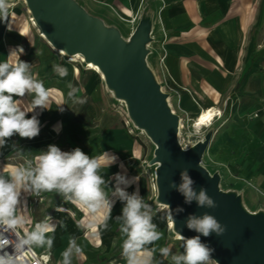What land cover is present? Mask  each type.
I'll use <instances>...</instances> for the list:
<instances>
[{"label":"crops","instance_id":"crops-1","mask_svg":"<svg viewBox=\"0 0 264 264\" xmlns=\"http://www.w3.org/2000/svg\"><path fill=\"white\" fill-rule=\"evenodd\" d=\"M76 1L88 3L98 16L100 8L105 9L112 18L103 19L106 25L128 29V37L140 20L150 23V68L160 84L166 80L170 85L173 113L183 123L207 110L221 114L206 128L213 127L215 135L203 161L226 171L231 179L239 177L251 194L264 198V0ZM9 4L7 19H0V62L9 59L11 50L22 47L20 59L32 65L33 73L49 91L50 102L43 110L27 113L40 121L38 136L29 139L16 134L0 147V171L14 169L52 144L62 151L79 147L90 157L105 152L115 157V162L100 172L113 205L106 229L104 213L91 217L87 209L66 202L57 193H41L42 201L34 205L33 195L21 193L18 208L26 209L32 223L49 216L55 225L48 233L54 237L51 249L33 250L48 254L51 264H58L70 238L75 237L82 254L73 258V264H126L121 258L122 236L116 221L124 204L112 195L117 186L114 174L119 172L129 181L120 186L129 194L138 192L151 205L152 222L163 233L149 246L157 248L155 261L172 264L170 256L163 257L158 249L167 246L172 254L182 253L183 243L175 237L172 241L167 218L150 200L149 184L138 164L142 148L107 112L109 95L101 78L89 68L81 70L64 63L45 39L37 36L23 0H9ZM53 63L67 68V75L61 78L54 73ZM69 83L78 89L75 96L84 103L68 97ZM14 99L26 110L33 96ZM90 220L95 221L91 226Z\"/></svg>","mask_w":264,"mask_h":264},{"label":"clouds","instance_id":"clouds-1","mask_svg":"<svg viewBox=\"0 0 264 264\" xmlns=\"http://www.w3.org/2000/svg\"><path fill=\"white\" fill-rule=\"evenodd\" d=\"M9 7V0H0V19H7ZM23 53L24 49L18 47L11 50L8 60L0 62V147L16 134L29 139L38 136L40 121L36 115L28 117L27 113L36 108L43 110L50 102L49 91L33 73L32 65L20 59ZM52 70L61 78L67 75V68L60 64L53 63ZM67 87L70 99L75 98L78 103L85 102L75 96L78 89L73 84L69 83ZM26 94L32 95L33 99L24 110L21 101L14 97H24ZM54 130L57 129L54 127ZM114 162L115 157L109 156L107 152L90 157L79 147L62 151L52 144L46 151L26 159L14 169L0 171V264H30L25 257L26 252L45 246L51 249L53 245L54 237L48 235L55 229L51 217L32 223L26 209L18 208L22 192L33 196L54 192L66 202L87 209L91 217L104 213L103 227L106 229L108 219L112 218L113 205L105 191L106 181L100 172ZM114 176L117 186L112 195L118 196L124 204L122 214L116 217L122 236L121 258L126 264H158L155 261L157 248L149 246L160 240L163 233L152 222L151 205L138 192L129 194L120 186L129 183L124 175L117 172ZM193 184L187 170H183L181 183L176 185L170 182L169 187L178 191L187 204L195 200L199 207L216 208L217 204L207 195V190L201 188L197 193ZM182 210L176 209L178 212ZM92 223L95 221L90 220L89 226ZM186 226L198 235L179 237L183 241V252L172 254L171 249L165 246L158 249L159 253L165 258L170 256L172 264H219L212 258L214 248L202 242L200 237H209L213 233L221 236L226 226L208 213L202 216L190 215ZM10 246L13 249L11 253L6 250ZM81 254L82 248L77 245L76 238L71 237L58 264H73V258ZM112 264H116V261H112Z\"/></svg>","mask_w":264,"mask_h":264},{"label":"water","instance_id":"water-1","mask_svg":"<svg viewBox=\"0 0 264 264\" xmlns=\"http://www.w3.org/2000/svg\"><path fill=\"white\" fill-rule=\"evenodd\" d=\"M35 24L50 46L66 54L78 53L85 63L95 64L104 76V82L118 99H124L130 118L154 144L153 162L160 166L156 171L158 199L170 209L175 233L186 238L198 235L186 226L190 215L208 213L226 226L223 235L213 233L201 236L204 243L214 248L212 258L219 264H264V215L249 214L234 193L219 190V176L212 177L201 166L209 146L210 137L183 150L178 141L179 118L168 107L164 94L146 66L149 54L151 25L140 20L129 40H121L118 31L105 28L103 23L91 18L72 0H24ZM187 170L193 179V188H201L214 199L216 208L191 204L170 182L181 183V172ZM177 208L183 209L176 211Z\"/></svg>","mask_w":264,"mask_h":264},{"label":"rangeland","instance_id":"rangeland-1","mask_svg":"<svg viewBox=\"0 0 264 264\" xmlns=\"http://www.w3.org/2000/svg\"><path fill=\"white\" fill-rule=\"evenodd\" d=\"M24 1V0H23ZM79 8H81L85 14L91 18H95L100 20L103 25L105 26V28H113L116 29L118 31V34L121 38L122 41L127 42L130 38V36L128 37V29H119L118 27H114V26H108L106 25L105 21L103 20L104 18L107 19H111L108 15V13H106L107 11L103 8H100V15L103 17H100V15H95L94 10L91 9L90 5L87 3H85V1H83V4L85 7H83L82 5H80L78 3V1L76 0H72ZM25 3V1H24ZM26 9L28 11V16H29V21L30 23H32L35 27V31L37 33V36H42V32L39 29V27L35 24L33 17L25 3ZM133 33V32H132ZM131 33V34H132ZM151 39V37H150ZM46 41V40H45ZM151 41L148 43L147 45V49L149 51V54L146 56L145 62H146V66L147 68L151 71L154 79L156 80V82L159 85V81L156 79V75L155 73L152 72L150 66H152V58L150 56V50L148 48V46L151 44ZM49 45V44H48ZM50 46V45H49ZM50 48L52 49V51L64 62V63H70L72 64L74 67L78 68V69H88V67L86 66L87 64L85 62H80L78 59L74 58L73 54H59L57 50H55L52 46H50ZM74 59V60H72ZM90 71H92L93 73H96L98 75V77L100 78V75L93 71L92 69H88ZM102 86L104 87L107 95L108 96V102L106 101L105 105L107 106V112L111 115H114L117 119H118V123L121 125V128L123 129L125 135H128L129 137L131 136V139L136 140L138 142V144L141 146L142 148V154L140 155L139 158V165H141L142 168V173L143 175L146 177V180L148 181L149 184V189H150V200L151 202L155 205V207L157 209H159L161 211V213H163V216L165 217V219L168 217L167 215V210L166 208L163 206L164 204L161 203L158 199V192L154 190V186L156 185V171L158 168L157 163L153 162L154 159V151L155 148L153 146V144L149 141V139L146 137V134H143L141 129H139L135 123L133 122V120L130 118L129 115V111H128V106L124 101H121L120 99H118L114 93L107 87V85L105 84L104 81H102ZM161 85H159L160 87ZM162 87V86H161ZM163 92V89L161 90ZM166 94L169 106L171 111L172 110V105L170 103V93L169 91H167ZM175 114V113H174ZM178 116V115H177ZM179 120H182L181 117H179ZM197 118H193L188 120L189 122L184 123L187 126H190V124H192L193 121H195ZM181 122H179L180 124ZM190 129V128H189ZM191 132V130H189ZM188 131L186 130H180V132L177 134V136L179 137V140L182 141V146L184 148L189 149L190 147H192L193 145H195L198 141H202L204 139L205 136L209 135L210 137V143L212 142L213 136L215 135V130L213 129V127H211L210 129H203L199 135H188L187 134ZM195 133V132H194ZM190 138H197L198 141H196L195 139L191 140ZM209 143V145H210ZM209 148V146H208ZM207 148V150H208ZM207 150L204 154V156H207ZM201 166L208 172V174L212 177L213 175H218L219 176V190L223 193H234L236 194L239 198H240V202H241V206L243 207V209L248 212L249 214H262L264 215V198L260 197L259 195H253L254 193H250L249 187H247L246 185H244L243 181L241 179H239V177H237L236 179H231L230 177H228L226 171H222V170H218L216 169L215 165L211 164V162L209 163L208 161H202ZM252 195L250 196L249 195ZM36 198V196H34L33 200ZM31 201V204H38L41 201ZM168 220V219H166ZM169 223V221H167ZM171 231V239L173 241V238L175 237V231L173 229L170 230ZM170 239V240H171ZM178 241L182 242V240L177 239ZM182 252V250H181Z\"/></svg>","mask_w":264,"mask_h":264},{"label":"built area","instance_id":"built-area-1","mask_svg":"<svg viewBox=\"0 0 264 264\" xmlns=\"http://www.w3.org/2000/svg\"><path fill=\"white\" fill-rule=\"evenodd\" d=\"M162 60H163V58L160 59V63H162ZM162 82H163V84H160L159 83V85L162 86V87L160 86V90L163 89V93H167V91H171V87H170V85L168 83H166V80H163ZM172 113H173V111H172ZM199 117H200V115H199ZM199 117L195 121H193L192 124H190V126L185 125L182 122V120H179V122H181V123L178 124V133L180 132V130H186V131H188V133H187L188 135H192V134L199 135V133L203 129H206L207 127L211 126V124H212V122H213V120L215 118H220L221 117V114H220V112H217L216 114L215 113H212V117H211V119L207 123H205L203 126H201V125L198 126V127L196 126V128H195L194 126L196 124V121L199 119ZM189 130H191V132ZM177 141H178L180 147L183 150H186V148H184L182 146V141L179 140V137L178 136H177ZM203 158H204V156H203ZM202 161H203V159H202ZM33 201L34 202L42 201L41 194L39 196H36V198ZM10 238L15 239L14 236H11ZM6 250L8 252H10V253L13 251V249H12L11 246L9 248H7ZM25 257H26L27 260L30 261V264H51V259H50V256L48 254H45V253H37L34 250H30L29 252H26L25 253Z\"/></svg>","mask_w":264,"mask_h":264},{"label":"bare ground","instance_id":"bare-ground-1","mask_svg":"<svg viewBox=\"0 0 264 264\" xmlns=\"http://www.w3.org/2000/svg\"><path fill=\"white\" fill-rule=\"evenodd\" d=\"M42 38L46 40V38L44 37V35H42ZM46 42L49 43L47 40H46ZM49 44H50V43H49ZM57 51H58L59 54H64V53H65L64 50H62V49H59V50H57ZM74 58H75V59H78L80 62H85L84 58H83L81 55H79L78 53H75V54H74ZM72 60H74V59H72ZM86 64H87L86 66H87L88 68H90V69L96 71V72L100 75L101 80L104 81V76H103L102 72L100 71V69H99L95 64H93L92 62H87ZM120 100L125 102V100H124L123 98L120 99ZM166 102H167L168 107L170 108L167 99H166ZM211 117H212V111H211V110H207V111L202 112V113L200 114L199 119L196 121V124H195L194 127L196 128V126L198 127V126H200V125L203 126L205 123H207V122L211 119ZM140 129H141V131H142L143 134H146L145 131H144V129H142V128H140ZM146 137H147V138L149 139V141L152 143V141L150 140V138H149L147 135H146ZM152 144H153V143H152ZM153 146H154V144H153ZM157 165H158V167L160 166L159 163H157ZM154 190L157 191V187H156V185L154 186ZM163 206H164V207L166 208V210H167V215H168L167 219H168V221H169V227H170V229H173V228H174V223H173V219H172V215H171L170 209H169V207H168L167 205H165V204H164ZM180 236H183V235H181V234H179V233H175V238L181 240V239L179 238ZM183 237H184V236H183ZM185 238H186V237H185Z\"/></svg>","mask_w":264,"mask_h":264}]
</instances>
